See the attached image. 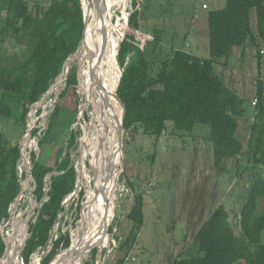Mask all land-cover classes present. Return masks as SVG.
I'll return each instance as SVG.
<instances>
[{
    "label": "trees",
    "instance_id": "obj_1",
    "mask_svg": "<svg viewBox=\"0 0 264 264\" xmlns=\"http://www.w3.org/2000/svg\"><path fill=\"white\" fill-rule=\"evenodd\" d=\"M133 5L137 7V0L133 1ZM135 9L128 23L130 28L141 31L143 13ZM254 12L256 25H253ZM126 21L125 16L122 25ZM208 27L209 59L176 50L155 73L145 50L146 45L143 47L144 42L138 40L136 35L122 37L119 53L118 45L113 44V53L116 50L118 53L115 87L120 75L118 65L123 71L117 90L119 112L124 120L126 136L133 138L143 134L160 139L168 123L183 132L192 131L197 124L207 125L210 127L216 166L226 160L246 158V162L252 163L258 171L245 196L240 235L236 234L228 210L221 205L195 234L198 254L180 256L173 264H264V212L256 215L260 202L264 200V75L261 72L264 58V0H226L223 8L209 12ZM84 30L82 0H45L44 3L39 2L36 9L30 8L28 0H0V47L5 40L13 43L10 52H2L0 48V121H14L25 130V118L31 106L41 100L62 74L65 63L79 48ZM118 30L120 32L122 28ZM117 33L113 28L114 36ZM157 39H160L159 36ZM249 44L257 51L262 78L260 76L256 81L254 99L257 101L245 145L239 138L241 120L246 112L245 99L226 84L216 67L221 65V61L228 63L234 56L240 55V51ZM77 75L78 68L74 66L70 69L66 89L60 95L61 101L49 118V127L40 141L42 149L49 144L53 132L57 130V118L61 111L67 109L63 100L71 95L77 109ZM116 109L113 104V119L117 125ZM76 145L77 134L73 132L66 156L62 158L63 149L55 153L54 167L33 156L35 199L41 202L46 196L47 200L38 210V216L30 228L31 236L22 252L26 264L30 263L35 251L49 245L51 233L64 209L63 202L76 189L77 171L70 152ZM107 148L105 146L104 152ZM20 158L19 145H11L0 129V227L3 220L9 218V208L21 192L17 168ZM48 177L50 190L46 193ZM111 182L112 179H109V187ZM129 188L134 190V185H129ZM133 198L134 204L127 215V220L133 224V231L121 242L123 257L117 259L115 264L126 263L129 251L137 240L135 231L144 225L143 195L136 193ZM87 207L86 193L83 207L86 212ZM102 227L98 241L90 250L94 258L98 248H93L97 244L100 246L98 242ZM113 230L114 227L110 228V233ZM110 233L106 236L107 247L108 243L112 245ZM70 244L69 236L57 239L42 264H58L59 253L69 248ZM5 251L6 242L0 233V259Z\"/></svg>",
    "mask_w": 264,
    "mask_h": 264
},
{
    "label": "rangeland",
    "instance_id": "obj_2",
    "mask_svg": "<svg viewBox=\"0 0 264 264\" xmlns=\"http://www.w3.org/2000/svg\"><path fill=\"white\" fill-rule=\"evenodd\" d=\"M28 1L32 9H36L39 2H45V0ZM132 1L134 0L127 1L126 14L115 4L111 7L114 29L116 28L118 32L112 38V46L117 44L114 37L118 34L120 38L123 37L122 31L118 30L120 25L119 28H127L125 36L136 35L138 40L144 42L142 46L146 45L145 50L153 64L154 73L176 50H184L200 59L210 58L208 14L212 10L223 8L226 0H137V7ZM205 4L207 9H204ZM91 7H93L92 4ZM135 8L143 13L141 31L130 28L128 23V18L136 10ZM253 15V25H256L255 12ZM125 16L127 23L122 25ZM12 47L13 43L5 40L0 48L2 52L4 50L10 52ZM81 47L82 42L76 53L66 62L69 72L74 66H77L79 71L77 54ZM240 53L228 63L221 61V65H218L216 70L226 84L245 99L246 112L241 120L239 138L246 145L251 119L255 112L256 81L261 73L257 51L252 45L245 46ZM118 68L121 72L119 65ZM261 72L264 75V58ZM66 73L60 84L58 81L62 74L53 82L50 90L41 100L31 106L25 118V130L14 121H0V129L10 144H18L22 153L19 167H17L21 192L9 208V218L3 220L0 227L1 236L6 242V251L0 259V264H26L22 258V252L31 236L30 228L38 216V210L47 200L46 196L41 202L35 199V182L31 175L34 167L33 156L35 155L36 160L39 159L54 167L55 153L63 149L62 158L66 156L73 132L77 134V145L70 152L73 164L78 171L76 189L63 202L64 209L51 233L49 245L35 251L29 264H42L57 239L69 236L71 244L68 250L73 245V234L77 228L83 233L88 228H92V221H85L83 225L81 224L82 227L79 225L82 218L86 215L89 217L91 205L88 198L87 212L86 208L83 210L88 190V181L84 175L88 171L80 170L79 140L82 136V121L79 117L81 97L78 86L77 109L71 95L63 100L67 109L62 110L57 118L59 123L57 130L53 132L49 144L44 149L40 147V141L50 124L49 118L57 103L61 101L60 95L66 89V79L69 75L68 72ZM93 101L91 99L90 103ZM75 110L78 112L75 113ZM87 118L86 114L83 119L87 120ZM121 153L122 164L120 159L115 169V174L118 173L117 190L114 196H107L114 202L113 211L109 215L113 217L107 233L108 235L110 228L114 227L113 232L110 233L112 245L108 244L109 252L106 249H98L96 258L93 257V251H89V254L84 256L83 264H115L117 259L123 257L120 245L133 231V224L127 220V215L134 204L133 197L136 193L143 195L144 198V225L135 231L137 240L130 249L128 254L130 259L126 260L125 264H173V261L180 256L197 255L195 234L213 211L221 205L228 210L236 234L240 235L245 196L258 171L253 168L252 163L246 162V158L226 160L216 166L209 126L197 124L192 131L183 132L176 130L171 123H168L160 139L143 134L133 138L126 136L124 131ZM117 156L119 157L118 153ZM114 162H107L110 166L107 167L108 173L111 172V168L113 169ZM109 179L110 175L107 180ZM49 180L48 177L47 184ZM128 184L134 185V190H131ZM110 205L109 201L107 206ZM96 209L97 215L103 210L101 206ZM262 212H264V200L260 202L256 215ZM262 240L264 243V233ZM65 250H61L59 257L57 256L58 264H61L60 259ZM107 253L108 258L105 261L104 256Z\"/></svg>",
    "mask_w": 264,
    "mask_h": 264
},
{
    "label": "bare ground",
    "instance_id": "obj_3",
    "mask_svg": "<svg viewBox=\"0 0 264 264\" xmlns=\"http://www.w3.org/2000/svg\"><path fill=\"white\" fill-rule=\"evenodd\" d=\"M127 1L128 0H93V7H91L90 9L89 1L82 0L85 17L87 19V29L85 39H83L85 41L82 40V47L79 49L77 54V58L80 64L77 75L78 93L81 97L79 117H81L80 121H82V136L79 140L81 154L80 170L81 172L83 170L88 171V173H86L84 177L88 181L87 195L90 199L89 201L91 206L89 208V217H87L86 215L84 218H82L79 222V225L80 227H82L85 221H92V228H88L84 233L77 228V230L73 234V245L71 249H66L65 252L62 253L63 255L60 259L61 264H80V259L83 260L85 254H89L90 249L98 241L99 232L102 225L103 227L101 237L98 243H100L101 249H104L105 247L106 237L104 242L102 243V239L105 234L104 231L106 229L104 214L106 209H109V215L113 211L114 202L109 200L108 197L114 196V193L117 190L116 182L118 173L114 174V179L112 180L109 188L107 185L105 187V190L99 194V197H97L96 194L97 191L102 190V187L105 185V183H108L107 178L109 177L111 172L108 173L107 171V167L109 166L107 162L115 161L118 163L121 159L122 164V153L121 151H118L119 157L117 156V141L115 139L117 138V125L112 119L113 104L117 107V118H121L119 112L120 103L115 97L120 75L116 87L114 86L117 75V71L115 68V63L117 61V50L114 54L112 46V38L114 36V20L112 14L108 11V14L105 16V21L103 23L102 15L106 11L107 7L110 10L114 4L117 8L122 9L123 13H125V10L127 11L128 6ZM119 26L120 25H118V28ZM126 29V27L122 28L123 36H125ZM114 39L116 40L119 49L120 43L123 38L121 39L118 34V36L114 37ZM65 68H68V66L65 65ZM66 74V71H64L60 76V79L58 81L59 84L62 82L61 79L64 78ZM91 99L94 100L92 103H90ZM86 114L88 118L87 120H84L83 118ZM97 139L99 140L98 144ZM106 144L108 147L107 153L104 152V146ZM106 197L108 198V200H106ZM109 201L111 205L107 206ZM100 206L101 208H103V210H100L101 213L97 215L96 208ZM88 247L89 250L85 252L84 256H82V249ZM96 247H98V244L96 245Z\"/></svg>",
    "mask_w": 264,
    "mask_h": 264
},
{
    "label": "water",
    "instance_id": "obj_4",
    "mask_svg": "<svg viewBox=\"0 0 264 264\" xmlns=\"http://www.w3.org/2000/svg\"><path fill=\"white\" fill-rule=\"evenodd\" d=\"M89 1V8L91 7V4L93 3V0H88ZM106 1V0H105ZM82 10H83V12H84V7H83V5H82ZM108 11H109V13H111V9L109 10V8L107 7V9H106V11L103 13V15H102V21H103V23H104V21H105V16L108 14ZM110 16V15H109ZM84 24H85V30H84V37H83V39H85V34H86V29H87V19H86V17H85V13H84ZM125 38V37H124ZM82 39V40H83ZM84 41V40H83ZM122 41H123V39H122ZM122 41H121V43H122ZM121 43H120V45H121ZM119 49H120V46H119ZM119 49H118V53H119ZM118 55V54H117ZM65 65H66V63H65ZM65 65H64V68H63V71H66V72H68V74H69V70H68V68H65ZM122 74H123V72L121 71L120 72V79H119V84H120V81H121V78H122ZM68 78V77H67ZM67 80V79H66ZM119 84H118V87H119ZM117 90H118V88H117ZM115 97L117 98V100L119 101V99H118V96H117V92H116V95H115ZM123 117L121 116V118L120 117H118L117 119H118V122H117V127H116V131H117V153H118V151H122V148H123V134H124V123H123V119H122ZM116 164H117V162H115V165H114V167H113V169L111 170V173H110V179H112L113 178V175L115 174V168H116ZM108 185V183H105V185L102 187V190L101 191H97V197H99V194L101 193V192H103L104 190H105V187ZM104 222H105V224H106V229H105V231H104V237H103V239H102V243L104 242V240H105V237H106V235H107V233H108V229H109V227H110V217H109V209H106L105 210V214H104ZM109 244V243H108ZM90 247V246H89ZM89 247L88 248H84V249H82V252H81V255L82 256H84V254H85V252H87L88 250H89ZM96 248H98V249H101L100 248V246L99 247H94L93 248V250L94 249H96ZM104 249H106V250H108V252H109V247L107 248V246H105L104 247ZM107 258H108V253L104 256V260L105 261H107ZM81 260V263L80 264H83V260L82 259H80Z\"/></svg>",
    "mask_w": 264,
    "mask_h": 264
},
{
    "label": "built area",
    "instance_id": "obj_5",
    "mask_svg": "<svg viewBox=\"0 0 264 264\" xmlns=\"http://www.w3.org/2000/svg\"><path fill=\"white\" fill-rule=\"evenodd\" d=\"M208 7H207V5L205 4L204 5V9H207ZM257 101V100H256ZM21 155H22V153H21ZM18 167H19V165H18ZM19 172V171H18ZM32 175V174H31ZM33 177V176H32ZM34 179V178H33ZM35 182V181H34ZM49 190H50V187H49V184H46V189H45V191H46V193H48L49 192ZM47 199V198H46ZM130 259V257H127V260H129Z\"/></svg>",
    "mask_w": 264,
    "mask_h": 264
},
{
    "label": "clouds",
    "instance_id": "obj_6",
    "mask_svg": "<svg viewBox=\"0 0 264 264\" xmlns=\"http://www.w3.org/2000/svg\"><path fill=\"white\" fill-rule=\"evenodd\" d=\"M128 20H129V18H128Z\"/></svg>",
    "mask_w": 264,
    "mask_h": 264
}]
</instances>
